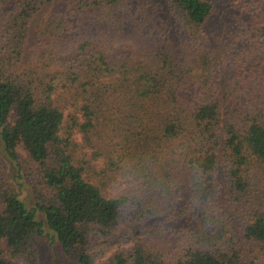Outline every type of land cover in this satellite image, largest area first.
Masks as SVG:
<instances>
[{"label":"trees","instance_id":"obj_1","mask_svg":"<svg viewBox=\"0 0 264 264\" xmlns=\"http://www.w3.org/2000/svg\"><path fill=\"white\" fill-rule=\"evenodd\" d=\"M0 3V264H264V0Z\"/></svg>","mask_w":264,"mask_h":264},{"label":"rangeland","instance_id":"obj_2","mask_svg":"<svg viewBox=\"0 0 264 264\" xmlns=\"http://www.w3.org/2000/svg\"><path fill=\"white\" fill-rule=\"evenodd\" d=\"M224 11L223 14L225 18L231 17L229 10L225 6H221ZM9 6L8 3H0V22L7 13ZM264 8V5H263ZM228 10V11H227ZM232 19V18H231ZM18 153L20 157L21 172L17 170V167L13 163L6 161V170L5 177L8 182L15 185L18 190L20 199L24 201L27 208L34 211V199L32 186L35 182L34 165L29 161L27 154L24 150L19 147ZM1 154V152H0ZM123 189L122 186H115L114 190L111 193V196L117 195ZM36 219L43 222V236L40 237L38 245L40 258L43 264H77L72 255L64 252L60 245L58 244L54 234L47 228L44 216L38 211H34ZM125 230L124 226H121L117 233H120ZM133 246L132 241L120 242L118 244H110L102 239H96L94 242V248L92 250V255L95 259V264H102L106 262L112 255L121 250H128ZM2 257L11 260V252L6 247L5 243L1 245Z\"/></svg>","mask_w":264,"mask_h":264}]
</instances>
